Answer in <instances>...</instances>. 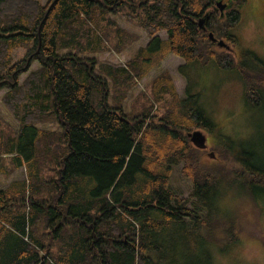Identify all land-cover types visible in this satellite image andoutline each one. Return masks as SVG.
Returning a JSON list of instances; mask_svg holds the SVG:
<instances>
[{
  "label": "trees",
  "instance_id": "1",
  "mask_svg": "<svg viewBox=\"0 0 264 264\" xmlns=\"http://www.w3.org/2000/svg\"><path fill=\"white\" fill-rule=\"evenodd\" d=\"M216 1L0 0V90L9 88L3 101L20 121L15 134L0 143V154L16 152L13 164L27 162L31 179L27 213L23 182L0 189V264H179L181 253L189 259L196 253V264H211V240H225L226 234L228 244L239 240L233 226L238 220L226 223L219 200L243 189L258 207L250 191L258 187L264 193V160H255L246 148L233 152L226 137L214 144L221 148L220 159L231 163L229 170L200 162L198 149L175 130L210 133L215 125L199 105V93L179 98L168 82L154 83L175 97L168 117H120V107L106 102L109 88L99 74L115 82L117 74L129 76L127 67L96 65L84 55L100 48V22L110 21L105 13L120 14L152 35L128 63L138 77L154 65V57L172 52L185 61L180 74L187 64L208 61L235 70L245 102L264 104V61L252 51L218 50L206 33L235 46L231 29L244 0L223 16ZM157 31L166 39L154 35ZM33 62L39 67L29 71ZM48 119L61 126L65 151L55 177L44 180L38 174L35 123ZM181 162L191 188L186 198L170 182ZM169 232L174 236L166 238ZM180 236L189 241L177 240ZM195 236L202 238L198 251Z\"/></svg>",
  "mask_w": 264,
  "mask_h": 264
},
{
  "label": "rangeland",
  "instance_id": "2",
  "mask_svg": "<svg viewBox=\"0 0 264 264\" xmlns=\"http://www.w3.org/2000/svg\"><path fill=\"white\" fill-rule=\"evenodd\" d=\"M40 1L45 4L47 0ZM224 1L231 2L233 6L237 2L236 0ZM222 4L224 8L225 4ZM215 7L220 15L226 12L223 10L221 12L216 4ZM239 11L240 17L231 29L237 37V44L233 47L229 45L226 52L239 54L243 51H252L264 61V0H244ZM105 16L109 17L110 21L101 20L100 22V31H97L101 37V43H98L100 48L95 51L87 50L84 55L94 58L96 65L111 68L127 67L129 76L119 77L117 74L115 82L106 75L99 74L106 80L109 88L106 102L111 108L120 107L121 112L117 111L120 117L125 115L129 119L143 117L146 114L147 121L168 117L175 97L169 93L159 92L160 85L168 82L173 84L175 94L179 98L187 97L186 94L199 93V105L215 125V130L210 133L199 128H193L189 132L184 129L175 130L186 143L189 142L198 149L196 153L197 157L198 155L200 157V162L206 166H224L225 170H229L231 163L220 159L223 156L220 155L221 148L214 144L228 141L226 137H229L232 145L230 149L233 152L246 148L253 153L255 160H264V104L252 106L245 102L244 88L235 70L219 68L211 61L203 65L195 62L182 68L183 76L178 72V66L185 64L184 59L172 52H166L159 57H154L157 58L154 65L148 68L144 76L138 77L137 72L130 65L128 66V63L140 47L147 45L152 35L135 21L127 20L120 14L105 13ZM158 32L160 31L155 32L154 35ZM161 35L166 37L165 33ZM215 37L223 39L220 36ZM217 49L221 50L219 46ZM38 67V64L33 62L29 71ZM26 74L19 76V84ZM157 81L161 83L155 86L154 83ZM8 91L9 88L0 90V143L6 137L13 136L20 126L19 119L3 101V96ZM35 125L40 130L38 174L46 180L55 177L60 157L65 151L62 128L51 119L35 123ZM196 130L205 135L204 148L198 147L190 139L189 134ZM13 154H0V171L2 170L6 178L13 176L17 170L21 171L19 178L11 181L6 188H10L12 183H24L25 189L21 204L23 205L22 210L27 213L30 210L29 166H15L12 162V157H15ZM182 164L181 162L174 168L170 182L174 193L181 198H186L191 188L190 182L182 175ZM33 171H35L34 168ZM49 189L51 191L54 189L52 183L49 184ZM250 193H254V199L262 211L254 204L251 197L243 192V189L241 192L235 190L227 193L219 200V214H223L222 217L227 224L236 216L238 223L233 226L238 228L240 238L232 244H228V234L225 240L220 238L217 243L211 240L208 245L209 249L212 248L211 264H264V193L260 192L258 187H253ZM13 205L16 204H11ZM186 207L192 208L191 203L189 202ZM185 220L187 221L188 218ZM170 236H174L172 232L166 234V238ZM51 238V236L48 238L49 242L54 243L55 240H50ZM177 240L187 242L189 237L180 236ZM193 240L198 242L195 249L198 251L202 238L195 236ZM186 246H188L187 243ZM41 254L44 255L43 252ZM194 256L197 257L189 259L181 253L179 264H196L198 255L195 253Z\"/></svg>",
  "mask_w": 264,
  "mask_h": 264
},
{
  "label": "water",
  "instance_id": "3",
  "mask_svg": "<svg viewBox=\"0 0 264 264\" xmlns=\"http://www.w3.org/2000/svg\"><path fill=\"white\" fill-rule=\"evenodd\" d=\"M216 5L220 7V10L222 12L223 4L221 3L220 0L216 2ZM203 21H204V18H201L199 20V26H203ZM207 36L209 40L215 42L217 46L229 49V45H227L223 39H217L211 31L207 32ZM189 135H190L191 141H193L195 145H197L200 148L205 147L206 138L202 132L196 130L190 133Z\"/></svg>",
  "mask_w": 264,
  "mask_h": 264
},
{
  "label": "crops",
  "instance_id": "4",
  "mask_svg": "<svg viewBox=\"0 0 264 264\" xmlns=\"http://www.w3.org/2000/svg\"><path fill=\"white\" fill-rule=\"evenodd\" d=\"M161 33H165L164 31H161V32H158L156 35L160 38V39H166V37L165 36H163V35H161ZM166 34V33H165ZM147 42H149V40L147 41ZM146 42V43H147ZM180 64V63H179ZM181 65V64H180ZM179 65V66H180ZM37 127V126H36ZM38 128V127H37ZM14 154H13V156H16V152H13ZM27 162H25L24 160H23V165H25ZM22 165V166H23ZM20 173H21V171L19 172V170H17V172L13 175V176H9V177H7L6 178V176L4 175V174H2V170L0 171V189H5L6 187H7V185L11 182V181H13V180H15V179H17V178H19V176H20ZM21 176H22V174H21Z\"/></svg>",
  "mask_w": 264,
  "mask_h": 264
},
{
  "label": "flooded vegetation",
  "instance_id": "5",
  "mask_svg": "<svg viewBox=\"0 0 264 264\" xmlns=\"http://www.w3.org/2000/svg\"><path fill=\"white\" fill-rule=\"evenodd\" d=\"M222 3H224V8H223V12L224 11H231L233 9V5L231 2H226L224 0H220ZM224 13H222V16H223Z\"/></svg>",
  "mask_w": 264,
  "mask_h": 264
}]
</instances>
